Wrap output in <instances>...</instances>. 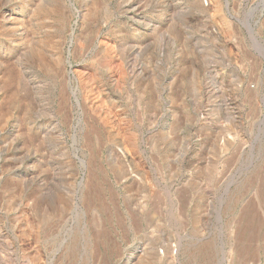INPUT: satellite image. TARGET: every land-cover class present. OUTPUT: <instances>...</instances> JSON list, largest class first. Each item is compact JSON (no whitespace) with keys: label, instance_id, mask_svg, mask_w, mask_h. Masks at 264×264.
I'll list each match as a JSON object with an SVG mask.
<instances>
[{"label":"rangeland","instance_id":"374dc122","mask_svg":"<svg viewBox=\"0 0 264 264\" xmlns=\"http://www.w3.org/2000/svg\"><path fill=\"white\" fill-rule=\"evenodd\" d=\"M0 264H264V0H0Z\"/></svg>","mask_w":264,"mask_h":264}]
</instances>
